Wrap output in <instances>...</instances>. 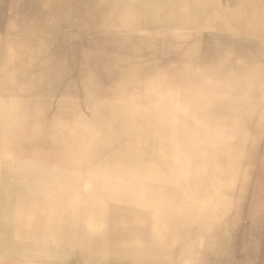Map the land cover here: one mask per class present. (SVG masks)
Listing matches in <instances>:
<instances>
[{"label": "bare ground", "instance_id": "6f19581e", "mask_svg": "<svg viewBox=\"0 0 264 264\" xmlns=\"http://www.w3.org/2000/svg\"><path fill=\"white\" fill-rule=\"evenodd\" d=\"M244 22L245 47L257 59L259 74L247 104L254 116L243 126L217 123V131L204 126L183 129L180 138L187 136L179 142L192 143L198 133H213L211 149L218 154L178 155L179 169L171 170L170 157L165 156L178 154L182 147L177 144L179 150L166 153L170 129L176 131L177 126L160 113L142 117L144 132L135 124L126 132L129 137L117 143L113 134L115 146L110 149L143 152L132 155L135 163L124 160L128 171H99L109 177L111 192L103 193L95 205L101 216L98 237L126 250L129 256L117 264H264V0H0V100L37 105L25 112L32 122L69 120L70 111L72 117H83L81 107L94 93L145 100L141 96L146 92L152 97L160 75L152 58L168 32L203 31L207 37L201 39L208 44L232 46L226 35L239 36L234 28ZM114 38L115 46L136 41L114 50ZM236 45L240 48L239 40ZM87 111L83 166H105L111 154L105 152L104 133L115 132L120 122L112 118L109 126L102 109L88 106ZM17 144L9 143L7 149L14 151ZM5 159L14 163L18 156L1 154L0 164ZM115 172L148 179L176 172V185L131 186L116 181ZM60 180H47L28 192L15 186L0 189V216L42 217L32 227L35 240L29 242L36 251L0 258V264L85 263L74 249L78 227L66 218L80 216L83 193H77L76 182ZM115 188L128 191L129 200L115 198ZM23 195L27 200H21ZM157 209L160 216L154 218ZM74 217L70 219L76 221ZM50 218L62 220L61 226ZM87 240L86 250L97 253L87 264H115L113 256L104 254L103 244L98 251L95 234Z\"/></svg>", "mask_w": 264, "mask_h": 264}, {"label": "rangeland", "instance_id": "374dc122", "mask_svg": "<svg viewBox=\"0 0 264 264\" xmlns=\"http://www.w3.org/2000/svg\"><path fill=\"white\" fill-rule=\"evenodd\" d=\"M205 37H207L206 32H170L167 38L169 41L168 45L172 50L165 49V45L167 44L164 37L161 42L159 41L156 56H153L152 60L160 66L159 72L161 74L168 64L166 52L171 55L177 53L184 56L180 75L174 73L175 67L169 62L170 64H168L165 73V80L171 83L174 78H179L180 85L185 87L183 95L189 105L194 107H205L208 105L215 111H227L229 114H232L231 116H234L233 113L238 108V105H242L244 108L247 107L252 93L257 88L256 80L259 78V74L254 64L257 59L245 47V38L229 39L228 41L231 42L232 46H225L223 44H208L207 41L201 39ZM186 40H192L194 44L190 47V45L184 43ZM238 40L241 44L240 48L236 47ZM135 41L136 39L132 38L130 42L133 43ZM180 41H183L182 43L185 45L179 46ZM113 43L114 50L115 47L124 49L129 47V43L126 45L117 44L115 46V38ZM206 49L211 52H203ZM191 55L198 57V61L191 62L187 60V57L190 58ZM206 62H208V65L205 64ZM203 65L209 66V69L204 68ZM190 70H193L196 74H185V72H189ZM157 79L158 81L152 87V101L146 99L145 103V100H134L127 97L123 99L116 97L114 100V92L113 96H101V94L94 93L91 96V100H88V103L84 104L86 106L81 107L83 109V117L78 116L79 114L72 117V111H70L69 120L52 118L34 120L32 122L28 120L25 112L32 108H37V105L34 103H0V111L2 112L0 116V153L5 152L8 155L15 154L18 156V161L14 163H9L6 159L4 162L3 160L1 161L0 189L15 186L20 188V190L27 189L26 192H28L31 191V188L36 189L40 183L47 180L61 179L60 181L76 182L74 187L79 189L77 193H83L79 200L82 209L80 216H77V218L74 216H67L66 218L78 227L77 230L80 233V238L76 241L74 249L84 256L86 264L91 263L89 259L97 255L94 250L91 252L86 250L87 235L90 236V234L97 236L96 245L98 246V251L101 250L99 245L103 244L104 254L113 256L115 264L120 263L124 258L129 256L126 254V250L119 249L117 246L113 248L111 244L103 243L98 237L101 216L96 212L95 205L103 193L111 192L110 183H107L109 177L103 176L99 171L103 172L115 169L128 171L130 166L124 160H129V163H131L135 161V158L132 156L133 154L141 155L140 153H143L129 152L127 150L115 152V150L110 149V146H115V141L112 140L113 134L117 137L115 138L117 143L120 138L129 137L126 132L129 129H135V124L144 132L146 128L141 123L142 117L145 114L155 115L160 112L159 78L157 77ZM168 82L163 85L165 89L171 87ZM56 104L51 103L48 105L55 108ZM88 106L102 109L103 120L109 126L112 123V118H117L120 122L115 125V132L106 129L104 133L105 152L111 154V157L107 160L106 165L101 167L83 166L87 145ZM114 109L115 112L113 111ZM231 116H229L230 118H225L227 120L225 125L228 128L235 125V116ZM245 116L247 122L248 117H253L254 115L253 113L248 114V112H246V115L242 114V126ZM119 130H121L120 133H117ZM117 134L119 135L116 136ZM169 140L171 146H169L170 150L166 153L173 154L176 151L174 148H176V145L180 141ZM16 141L18 144L14 151L7 149L9 143H15ZM212 142H208L209 147L212 146ZM219 142L221 143V141ZM121 146H123V143H121ZM177 152L184 151L179 150ZM232 153H234L233 156L241 155L240 152ZM112 154H115L114 157H112ZM178 155L165 156L170 157L167 159V165L171 170H176L178 161H181V159L177 158ZM43 162H51V166ZM56 165L60 166L58 167L59 170L53 168V166L57 168ZM178 169L179 166L177 167ZM175 173H166L164 178H161L158 173L157 177L148 179L144 177V174L115 172V180L136 187L175 188ZM31 180L36 184L31 186ZM130 196L131 194H128V191H120L115 188V198H122L127 201ZM24 198L23 195L21 200ZM172 200V205L176 206V198L174 197ZM159 213L160 209H157L154 212L155 216L152 217L159 218ZM95 214L98 216H95ZM70 217H74L76 221H72ZM41 218V216H31V214L25 216H0V257L24 255L36 251L29 246V242L35 240L32 233L34 228L32 227L38 224ZM50 219L52 223L54 220L57 221L59 227L61 226L59 222L62 220Z\"/></svg>", "mask_w": 264, "mask_h": 264}, {"label": "crops", "instance_id": "0c3cea01", "mask_svg": "<svg viewBox=\"0 0 264 264\" xmlns=\"http://www.w3.org/2000/svg\"><path fill=\"white\" fill-rule=\"evenodd\" d=\"M229 13L234 12V10L229 9L228 10ZM245 27H246V23L244 22L242 24V26L238 27L236 26L234 29L236 30L235 32H238L240 35H226L224 33H219L218 35H226V37H229V39H242L246 37V31H245ZM177 32H191V33H199V32H203V31H197V30H180ZM176 32V33H177ZM170 32H168L165 36V40H166V44L165 45V49H171V47L168 45V34ZM183 41H180L179 46L181 45H191L194 44V41L192 40H186L184 41V43H182ZM178 46V47H179ZM165 50V52H166ZM207 50V49H206ZM206 50H203L206 51ZM166 61L168 62V64H173L174 68V73H177L180 75L182 68L181 66L183 65V60H184V56H181L177 53H175L174 55L169 54L168 52H166ZM202 58V57H201ZM207 61H209L208 58H206ZM187 60L193 62V61H198V57L191 55L190 58L187 57ZM174 61V62H172ZM170 62V63H169ZM168 64L166 66V68L164 69V72H161L160 76H159V90H158V94L160 95V104H161V108H160V116L163 119H167V118H171L172 121H174L176 123L177 126V130L174 131L172 129H170V136L168 137L171 140H177V141H181L180 139H185L184 136L183 138H180L182 135V130L184 129H189V128H202L203 126L205 128H212L214 131H217V123H221L223 125L226 124L225 118H230L229 116H231L232 114H229V112H225V111H215L214 109H211L210 106H205V107H194L192 105H189V103L186 101L185 96L183 95L184 91H185V87L180 85L179 82V78H174L172 80V82H168L165 80V73H166V69L168 67ZM206 65H208V62L205 63ZM203 65L204 68L209 69V66ZM170 69V68H169ZM170 72V71H169ZM185 74L188 75H193L196 74L193 70L189 71V72H185ZM198 74V73H197ZM168 84L171 85V87L169 89H165L163 87L164 84ZM152 93V91L150 92ZM143 98L145 99V103H146V99H149L152 101V97L150 94H147L146 92L142 95ZM115 100V97H114ZM150 101V102H151ZM7 103V101H3L0 100V103ZM11 103V102H10ZM13 103V102H12ZM247 112V107H243L242 105H238V108L235 110V112L233 113V115L235 116V124L236 125H242V114L246 115ZM2 112L0 111V116H1ZM231 116V117H234ZM246 124V116H245V121L243 122V125ZM174 126V125H173ZM175 126V127H176ZM194 129V128H193ZM242 130V129H241ZM199 134V133H198ZM196 134V139H191L190 141H193L192 143H189L188 140H186V142H182L179 143L181 144L180 146L182 147L181 150H183L184 152H179V155H192V156H204V155H214V154H218L217 152H215L214 150L211 149V147H209V141H213L216 136L215 134H211L210 136H206L205 133L204 134ZM205 135V136H203ZM215 136V137H214ZM222 141V140H221ZM178 146V145H176ZM5 152H1V154L4 155ZM6 154V153H5ZM177 154V155H178ZM219 154L222 155H234V153L232 152H220ZM7 257V256H6ZM0 258H4V257H0ZM1 263H5V262H1Z\"/></svg>", "mask_w": 264, "mask_h": 264}]
</instances>
